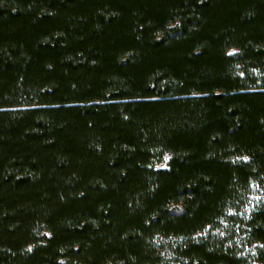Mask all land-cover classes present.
I'll use <instances>...</instances> for the list:
<instances>
[{
    "label": "trees",
    "instance_id": "obj_1",
    "mask_svg": "<svg viewBox=\"0 0 264 264\" xmlns=\"http://www.w3.org/2000/svg\"><path fill=\"white\" fill-rule=\"evenodd\" d=\"M0 264H264V0H0Z\"/></svg>",
    "mask_w": 264,
    "mask_h": 264
}]
</instances>
